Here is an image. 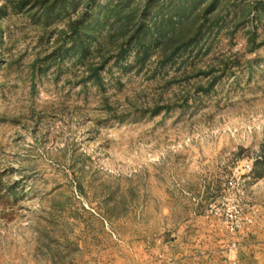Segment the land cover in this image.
<instances>
[{"label": "rangeland", "instance_id": "1", "mask_svg": "<svg viewBox=\"0 0 264 264\" xmlns=\"http://www.w3.org/2000/svg\"><path fill=\"white\" fill-rule=\"evenodd\" d=\"M263 217L264 0H0V264Z\"/></svg>", "mask_w": 264, "mask_h": 264}, {"label": "crops", "instance_id": "2", "mask_svg": "<svg viewBox=\"0 0 264 264\" xmlns=\"http://www.w3.org/2000/svg\"><path fill=\"white\" fill-rule=\"evenodd\" d=\"M259 221L236 234L212 226L184 229L174 253L150 264H264V217Z\"/></svg>", "mask_w": 264, "mask_h": 264}, {"label": "built area", "instance_id": "3", "mask_svg": "<svg viewBox=\"0 0 264 264\" xmlns=\"http://www.w3.org/2000/svg\"><path fill=\"white\" fill-rule=\"evenodd\" d=\"M224 222H225V224L227 225V227H228V229L230 231L231 230H236V229L240 228V226H241V221L239 219H237L236 216L231 217V214L227 215L224 218Z\"/></svg>", "mask_w": 264, "mask_h": 264}]
</instances>
